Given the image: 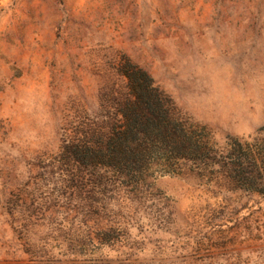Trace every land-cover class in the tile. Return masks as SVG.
<instances>
[{
    "label": "rangeland",
    "instance_id": "374dc122",
    "mask_svg": "<svg viewBox=\"0 0 264 264\" xmlns=\"http://www.w3.org/2000/svg\"><path fill=\"white\" fill-rule=\"evenodd\" d=\"M146 71L225 149L264 134V0H0V264H264V197L215 163L93 161Z\"/></svg>",
    "mask_w": 264,
    "mask_h": 264
},
{
    "label": "trees",
    "instance_id": "16d2710c",
    "mask_svg": "<svg viewBox=\"0 0 264 264\" xmlns=\"http://www.w3.org/2000/svg\"><path fill=\"white\" fill-rule=\"evenodd\" d=\"M127 92L108 130H93L92 159L114 171L145 177L152 168L176 172L193 164L220 166L226 179L245 181L264 197V134L252 144L217 148L209 136L176 117L172 100L143 69L121 64Z\"/></svg>",
    "mask_w": 264,
    "mask_h": 264
}]
</instances>
